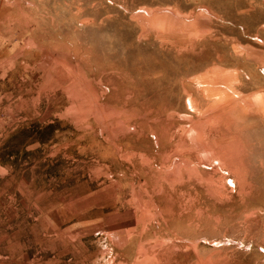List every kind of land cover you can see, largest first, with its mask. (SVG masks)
I'll list each match as a JSON object with an SVG mask.
<instances>
[{"label": "rangeland", "instance_id": "374dc122", "mask_svg": "<svg viewBox=\"0 0 264 264\" xmlns=\"http://www.w3.org/2000/svg\"><path fill=\"white\" fill-rule=\"evenodd\" d=\"M0 264H264V0H0Z\"/></svg>", "mask_w": 264, "mask_h": 264}]
</instances>
